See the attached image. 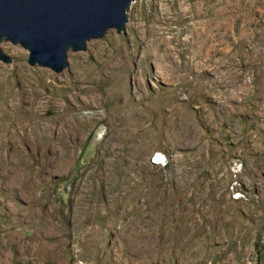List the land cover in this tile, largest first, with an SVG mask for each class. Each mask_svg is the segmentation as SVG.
I'll list each match as a JSON object with an SVG mask.
<instances>
[{
  "label": "rangeland",
  "instance_id": "obj_1",
  "mask_svg": "<svg viewBox=\"0 0 264 264\" xmlns=\"http://www.w3.org/2000/svg\"><path fill=\"white\" fill-rule=\"evenodd\" d=\"M130 5L61 71L0 43V264L260 260L264 0Z\"/></svg>",
  "mask_w": 264,
  "mask_h": 264
},
{
  "label": "water",
  "instance_id": "obj_2",
  "mask_svg": "<svg viewBox=\"0 0 264 264\" xmlns=\"http://www.w3.org/2000/svg\"><path fill=\"white\" fill-rule=\"evenodd\" d=\"M135 0H0V43L28 50L31 65L61 71L68 51L85 50L87 41L108 29H125L130 3ZM0 60L11 57L2 52Z\"/></svg>",
  "mask_w": 264,
  "mask_h": 264
},
{
  "label": "crops",
  "instance_id": "obj_3",
  "mask_svg": "<svg viewBox=\"0 0 264 264\" xmlns=\"http://www.w3.org/2000/svg\"><path fill=\"white\" fill-rule=\"evenodd\" d=\"M262 247H259V251H258V256H259V258L258 259H260L261 261H263L264 260V244L263 245H261Z\"/></svg>",
  "mask_w": 264,
  "mask_h": 264
},
{
  "label": "built area",
  "instance_id": "obj_4",
  "mask_svg": "<svg viewBox=\"0 0 264 264\" xmlns=\"http://www.w3.org/2000/svg\"><path fill=\"white\" fill-rule=\"evenodd\" d=\"M256 264H264V261L257 260Z\"/></svg>",
  "mask_w": 264,
  "mask_h": 264
},
{
  "label": "bare ground",
  "instance_id": "obj_5",
  "mask_svg": "<svg viewBox=\"0 0 264 264\" xmlns=\"http://www.w3.org/2000/svg\"><path fill=\"white\" fill-rule=\"evenodd\" d=\"M160 154V156H161V153H159Z\"/></svg>",
  "mask_w": 264,
  "mask_h": 264
}]
</instances>
